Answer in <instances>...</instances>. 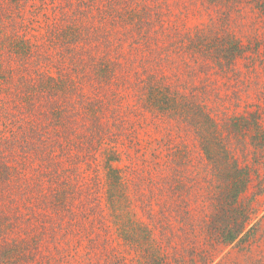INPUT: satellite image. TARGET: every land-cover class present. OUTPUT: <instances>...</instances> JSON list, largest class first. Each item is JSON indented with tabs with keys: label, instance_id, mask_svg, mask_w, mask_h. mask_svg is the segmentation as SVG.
<instances>
[{
	"label": "trees",
	"instance_id": "obj_1",
	"mask_svg": "<svg viewBox=\"0 0 264 264\" xmlns=\"http://www.w3.org/2000/svg\"><path fill=\"white\" fill-rule=\"evenodd\" d=\"M248 7L264 15V0H0V264H124L110 230L135 264H186L180 237L190 264H218L217 246L248 235L251 174L208 105L245 52ZM231 119L263 128L264 151V114ZM149 125L188 129L201 171L178 143L131 159Z\"/></svg>",
	"mask_w": 264,
	"mask_h": 264
},
{
	"label": "rangeland",
	"instance_id": "obj_2",
	"mask_svg": "<svg viewBox=\"0 0 264 264\" xmlns=\"http://www.w3.org/2000/svg\"><path fill=\"white\" fill-rule=\"evenodd\" d=\"M242 12H244V18L238 22L239 24H234L233 32L246 47L245 52L230 72L212 77L214 89H212V97L208 105L212 108L211 115L218 122L224 135L228 134L229 130H237L234 133L238 135L230 137V144L238 164L241 167H247L251 174V181L247 190L242 194V201L249 203L250 221L248 228L252 227V229L246 237H242L229 245L215 248L213 252L214 263L218 264H264V151L260 135H258L264 124L259 121L262 124L259 131L250 128L249 132L242 136V124L239 123L234 127L231 119L232 117H244L250 114L257 117L264 114V15H258L255 10L249 7ZM202 14V17L196 15L192 18L187 17L182 21L187 23V26L206 21L207 16L204 12ZM33 19L34 22L30 27L41 28L44 26L42 15ZM140 126L130 144L128 141L126 142L131 159L140 156L141 160L144 159L153 163V157H157V154L165 149L163 145L178 143L184 145L191 153L186 167V171L190 174L189 177L198 173L199 170L201 171L202 159H200L193 134L188 129L175 126L170 129L166 128V130L159 127V132H157L150 125V128L145 126L140 128ZM125 161L128 163L129 158ZM197 201L200 204L203 200ZM105 224L111 227L110 224ZM174 226L173 223L170 225L171 228ZM174 230L176 231V229ZM112 232L111 230L107 233L102 232L105 235V240L108 238L105 244L108 248L114 249L113 254L121 253L120 256L125 259L124 264H135L133 255L127 251L125 245L118 242ZM172 243L178 246L179 250L184 251V254L182 253L184 260L187 262L186 264H190L188 262L190 256L185 253L189 248L188 241L180 237L173 240ZM166 245L168 244L164 243V247ZM79 253L83 256L84 251ZM192 257L195 258L194 255ZM99 258V264L106 263L102 260V256ZM172 261L174 259L170 263H173ZM70 263L98 264L97 260H83L78 254L75 258L72 257ZM115 264L118 262L116 261ZM194 264L200 263L195 260Z\"/></svg>",
	"mask_w": 264,
	"mask_h": 264
}]
</instances>
